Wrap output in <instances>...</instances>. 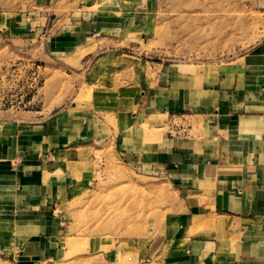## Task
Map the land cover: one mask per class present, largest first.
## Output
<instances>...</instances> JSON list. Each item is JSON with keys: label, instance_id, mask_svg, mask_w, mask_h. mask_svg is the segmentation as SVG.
Wrapping results in <instances>:
<instances>
[{"label": "rangeland", "instance_id": "374dc122", "mask_svg": "<svg viewBox=\"0 0 264 264\" xmlns=\"http://www.w3.org/2000/svg\"><path fill=\"white\" fill-rule=\"evenodd\" d=\"M86 22L101 28L71 40ZM262 39L264 0H0V125L76 104L130 143L161 138L172 117L137 109L144 69L217 70ZM119 151L111 140L62 152L72 181L54 206L61 229L30 264H152L150 242L171 228L180 192ZM17 258L0 249V264Z\"/></svg>", "mask_w": 264, "mask_h": 264}, {"label": "crops", "instance_id": "0c3cea01", "mask_svg": "<svg viewBox=\"0 0 264 264\" xmlns=\"http://www.w3.org/2000/svg\"><path fill=\"white\" fill-rule=\"evenodd\" d=\"M95 27L84 23L71 40ZM149 67L137 82L139 113L180 118L188 135L130 143L76 104L0 125V249L17 250L16 264L59 234L54 206L72 181L62 152L111 140L125 163L180 192L171 228L150 242L152 264H264V39L213 71Z\"/></svg>", "mask_w": 264, "mask_h": 264}, {"label": "built area", "instance_id": "2783aa9c", "mask_svg": "<svg viewBox=\"0 0 264 264\" xmlns=\"http://www.w3.org/2000/svg\"><path fill=\"white\" fill-rule=\"evenodd\" d=\"M172 131L180 136H186L189 134L188 128L183 124L180 118H172L171 121Z\"/></svg>", "mask_w": 264, "mask_h": 264}]
</instances>
